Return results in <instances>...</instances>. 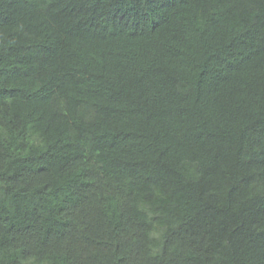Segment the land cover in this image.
I'll return each mask as SVG.
<instances>
[{"label": "trees", "instance_id": "trees-1", "mask_svg": "<svg viewBox=\"0 0 264 264\" xmlns=\"http://www.w3.org/2000/svg\"><path fill=\"white\" fill-rule=\"evenodd\" d=\"M0 264H264V0H0Z\"/></svg>", "mask_w": 264, "mask_h": 264}]
</instances>
